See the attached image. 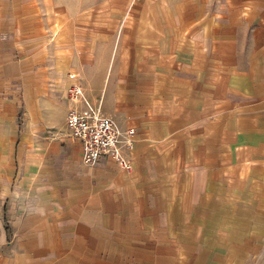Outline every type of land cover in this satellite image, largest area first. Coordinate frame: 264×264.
Masks as SVG:
<instances>
[{
    "label": "crops",
    "instance_id": "1",
    "mask_svg": "<svg viewBox=\"0 0 264 264\" xmlns=\"http://www.w3.org/2000/svg\"><path fill=\"white\" fill-rule=\"evenodd\" d=\"M10 2L0 264H264V0ZM72 81L130 171L82 160Z\"/></svg>",
    "mask_w": 264,
    "mask_h": 264
},
{
    "label": "built area",
    "instance_id": "2",
    "mask_svg": "<svg viewBox=\"0 0 264 264\" xmlns=\"http://www.w3.org/2000/svg\"><path fill=\"white\" fill-rule=\"evenodd\" d=\"M68 76L74 79L75 73ZM67 92L69 98L85 103L83 107L71 106L66 117L71 136L81 145L82 160L96 164L110 157L121 169L130 171L133 163L128 151L134 144L135 128L122 129L113 118L102 112L99 105L91 104L80 83L72 81Z\"/></svg>",
    "mask_w": 264,
    "mask_h": 264
},
{
    "label": "rangeland",
    "instance_id": "3",
    "mask_svg": "<svg viewBox=\"0 0 264 264\" xmlns=\"http://www.w3.org/2000/svg\"><path fill=\"white\" fill-rule=\"evenodd\" d=\"M11 0H0V6L2 5V13H3V18L6 19V21H4V25H9V21H8V17L10 15V4H12V2H10ZM42 1L45 0H35V3H39L41 4ZM52 3H67L71 6H74V3L78 0H50ZM84 1V0H83ZM60 125H62L60 123Z\"/></svg>",
    "mask_w": 264,
    "mask_h": 264
}]
</instances>
